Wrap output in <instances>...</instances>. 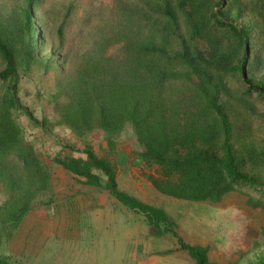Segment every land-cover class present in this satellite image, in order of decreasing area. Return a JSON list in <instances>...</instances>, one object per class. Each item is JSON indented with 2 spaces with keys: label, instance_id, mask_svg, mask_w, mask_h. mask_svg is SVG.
Masks as SVG:
<instances>
[{
  "label": "trees",
  "instance_id": "1",
  "mask_svg": "<svg viewBox=\"0 0 264 264\" xmlns=\"http://www.w3.org/2000/svg\"><path fill=\"white\" fill-rule=\"evenodd\" d=\"M36 3L37 0H25L22 7L13 6L8 13L1 14L4 19L0 18L3 26L11 16L15 21L10 38L0 33V57L4 63L0 81L9 82L0 95V164L13 155L33 177L45 172L33 149L23 143L21 127L13 113L22 109L36 126L45 125L46 116H35L21 105L17 96L18 63L41 60L37 55L41 38L36 25ZM216 5L218 10L209 12L197 0H176L174 4L169 0H139L130 4L126 0L118 7L121 13L117 18L109 17L90 28L88 45L81 52L54 55L44 62L46 68L53 70L51 104L59 124L67 126L77 136L99 129L105 132L110 144L120 133L130 129L138 144L139 156L160 165L168 178L154 180V185L163 193L192 201L217 202L225 193L242 187L264 193V182L246 168L247 160L234 148L232 125L224 104L218 99L217 83L212 82V72L205 65L208 62L204 55L209 27L225 29L242 49L249 37V28L224 17L223 1ZM146 8L159 17L163 15V31L147 33L141 29L138 14ZM182 17H185L189 44L182 37V46L176 49L172 43L175 31L180 30L178 20ZM169 28L173 32L170 33ZM58 31L59 43H62L61 29ZM21 34L27 39L22 54L16 52L14 46V43H24ZM245 59L246 51L233 65L241 76ZM180 85L192 91L197 101L183 113L181 101L174 89L169 88ZM251 90L264 97V75L259 82L247 86L245 92ZM84 153L85 160L78 157L55 160L83 176L86 184L100 187V178L93 172L97 169L105 177L108 192L121 204L143 214L157 236L170 231L179 249L186 252L194 264H217L210 261L207 247L185 242L162 210L122 190L110 163L88 146ZM249 162L254 164L256 160L250 155ZM243 193L248 197L247 205L264 208L263 202L254 200L244 190ZM23 201L22 207L15 208L8 220H4L8 224L0 220V225L9 227L5 236L0 227V264H9L1 243L12 237L16 224L30 207L29 196Z\"/></svg>",
  "mask_w": 264,
  "mask_h": 264
},
{
  "label": "rangeland",
  "instance_id": "2",
  "mask_svg": "<svg viewBox=\"0 0 264 264\" xmlns=\"http://www.w3.org/2000/svg\"><path fill=\"white\" fill-rule=\"evenodd\" d=\"M124 1L126 0H37L36 25L40 28L41 38L37 55L41 60L18 63L17 96L21 105L27 107L35 116L39 118L46 116L45 125L36 126L22 109L14 111L13 117L20 124L23 143L33 149L45 173L39 177L30 176L18 158L13 155H9L0 164V220L8 224V221L4 220H8L15 208L22 207L24 197H30L28 205L30 207L16 224L12 237L4 239L1 243V250L9 264H52L53 262L48 260L50 254L39 256L38 260L32 261L27 255H15L22 241L29 242L31 222L37 223L41 214L45 212L61 213L60 211L67 210L68 214L77 213V206H81L84 200L88 199L93 205L100 195L102 199L111 195L105 187V177L97 169H93V172L100 178V187L86 184L83 176L74 174L55 160L69 157L85 160L84 149L87 146L113 166L121 189L127 186L134 187L152 200L154 194L150 190L177 200L216 204L213 200L192 201L161 192L153 182L168 178L160 165L145 161L139 156V147L130 129L124 130L110 144L105 132L99 129L77 136L67 126L57 122L58 117L54 114L51 104V93L54 92L53 70L45 67V60L54 55L70 56L81 52L88 45L87 33L90 28L109 17L117 18L121 13V8L118 7L123 5ZM133 1L139 0H129V3L133 4ZM169 1L171 4L176 2ZM219 1H223L221 9L224 17L240 26L246 25L249 28V37L245 48L242 49L228 31L217 26L215 28L208 26L206 33L208 38L204 40L206 43L204 55L208 62L205 65L210 67L214 79L212 82L217 83L218 99L224 104L231 122L234 148L247 160L246 168L264 182V97L258 96L252 88L253 91L245 92L247 86L251 87L253 83L259 82L264 75V0H197L198 3L201 2L202 8L209 12L218 10L216 3ZM24 2L25 0H0V18L4 19L1 14L8 13L13 6L22 7ZM138 18L144 32L163 31V15L159 17L155 11H147L146 8L143 13L138 14ZM14 23V18L9 17L4 26L0 24V33L10 38L15 30ZM178 24L180 30L175 31L172 43L176 49L181 48L182 37L189 44L185 17L180 18ZM59 28L62 43H59L58 39ZM168 31L171 33L173 29L169 28ZM21 38L24 43H14V46L16 52L22 54L23 44L27 39L23 34ZM244 51L246 59L241 76L233 65ZM197 59L200 62L202 60L200 57ZM3 68L4 63L0 57V70ZM8 84L9 82L0 81V95ZM169 88L174 89L175 95L181 101V113L197 104L195 96L187 87L180 85ZM250 155L255 158L256 163L249 162ZM40 185L43 187L39 188ZM241 190L234 191L241 196V207L252 210V220L250 219L248 223L241 243L232 252L212 255L208 249L209 259L213 263L264 264V208L247 205L248 197L244 195L243 190L254 200L263 203L264 193L249 187H242ZM154 207L163 210L158 206ZM170 225L183 236L182 230L173 219ZM0 227L5 236L9 227L5 225ZM159 237L172 244V252L174 250V253L187 257L191 264H194V260L179 249L176 238L170 231H165ZM59 263L60 261L54 262Z\"/></svg>",
  "mask_w": 264,
  "mask_h": 264
},
{
  "label": "crops",
  "instance_id": "3",
  "mask_svg": "<svg viewBox=\"0 0 264 264\" xmlns=\"http://www.w3.org/2000/svg\"><path fill=\"white\" fill-rule=\"evenodd\" d=\"M122 190L163 209L182 230L185 242L203 245L212 255H225L239 246L253 213L241 207V196L234 190L215 205L150 190L152 200L130 186ZM79 206L77 213H42L37 223L31 222L29 242L22 241L15 255L32 261L50 254L52 264H191L172 252V244L156 235L143 214L113 196L100 195L93 205L86 199Z\"/></svg>",
  "mask_w": 264,
  "mask_h": 264
}]
</instances>
